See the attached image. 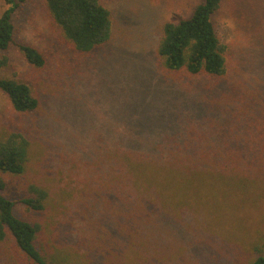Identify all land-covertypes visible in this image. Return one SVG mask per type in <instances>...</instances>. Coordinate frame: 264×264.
<instances>
[{
  "label": "rangeland",
  "instance_id": "rangeland-1",
  "mask_svg": "<svg viewBox=\"0 0 264 264\" xmlns=\"http://www.w3.org/2000/svg\"><path fill=\"white\" fill-rule=\"evenodd\" d=\"M99 1L111 36L90 52L66 40L46 0H26L14 15L0 77L29 85L39 106L17 112L0 90V141H29L24 174L0 173L3 193L40 226L37 245L52 264L148 261L117 221L131 189L175 216L160 230L164 264H250L264 254V0H223L214 14L226 46L220 76L169 71L158 56L165 23L189 18L202 0ZM6 8L0 0V16ZM18 44L36 48L44 66ZM134 151H186L176 158L189 165L138 164ZM115 165L140 171L137 182H116L125 166ZM31 185L48 193L43 211L20 203ZM15 254L12 240L0 244V264Z\"/></svg>",
  "mask_w": 264,
  "mask_h": 264
},
{
  "label": "trees",
  "instance_id": "trees-1",
  "mask_svg": "<svg viewBox=\"0 0 264 264\" xmlns=\"http://www.w3.org/2000/svg\"><path fill=\"white\" fill-rule=\"evenodd\" d=\"M223 0H202L193 10L191 16L178 22H166L162 38L158 46V56L164 68L169 71L186 70L192 75L202 73L220 76L225 73L226 46L220 41L213 23V16ZM7 8L0 16V51H7L15 44V26L13 17L18 8L26 0H5ZM47 8L62 29L63 34L77 50L90 52L106 43L111 36V20L109 11L99 0H46ZM26 60L35 67L45 64L43 55L34 47L18 44ZM8 64V57L0 56V68ZM0 90L7 95L13 108L20 113L35 111L39 106L29 85L14 79L0 77ZM29 141L20 133H13L0 141V173L19 176L24 174L28 157ZM186 151H134L129 153L130 159L138 164L148 162L163 163V166L189 165V160H178L176 156ZM125 166V173L119 174L116 168V182L122 180L132 184L137 182L140 171ZM143 170L146 165H138ZM159 166H153L157 171ZM154 176V175H152ZM5 184L0 181V244L10 240L15 245L14 264H52L44 251L40 250L37 241L41 228L16 215V201L11 200L3 191ZM131 189L132 195L123 199V214L117 221L124 233L136 248L137 253L147 254L148 261L143 264H164L161 259L164 243L160 230L166 223L173 221L174 214L167 210L168 206L158 197ZM29 192L33 197H25L20 203L28 210L43 211L48 197L46 190L31 185ZM119 197V196H118ZM121 198V197H119ZM118 205L120 200L117 198ZM123 216L124 218L122 219ZM124 222V224H122ZM158 249V253L156 250ZM13 251H11L12 253ZM142 264V263H141ZM250 264H264V254L256 256Z\"/></svg>",
  "mask_w": 264,
  "mask_h": 264
}]
</instances>
